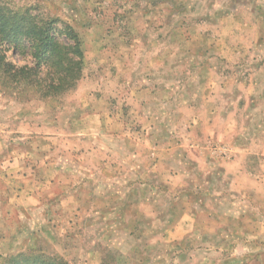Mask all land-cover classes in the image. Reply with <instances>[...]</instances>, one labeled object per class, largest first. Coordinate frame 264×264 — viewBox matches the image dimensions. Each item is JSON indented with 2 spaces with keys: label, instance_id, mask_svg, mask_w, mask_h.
Instances as JSON below:
<instances>
[{
  "label": "rangeland",
  "instance_id": "obj_1",
  "mask_svg": "<svg viewBox=\"0 0 264 264\" xmlns=\"http://www.w3.org/2000/svg\"><path fill=\"white\" fill-rule=\"evenodd\" d=\"M0 2L68 22L80 34L85 54L82 80L61 98L44 99L24 86L4 85L0 72V169L19 174L29 193L19 201L11 188L0 196V263L32 251L58 254L68 264L242 263L245 258L237 248L230 263L216 251L221 242L179 243L173 227L147 226L145 218L130 220L131 215L151 211L144 206L129 211L125 186L114 182L110 173L102 177L99 170L107 172L110 164L106 159L102 170L103 155L111 162L116 155L114 160H122L126 175L128 164L122 157L129 150L138 157L143 154L139 162L136 158V165L143 168L158 159V152H164L168 163L180 162L181 170L186 155L195 158L189 150L201 156L212 153L225 162L237 157L244 141L234 137L210 138L201 144L190 136L188 141L181 127V107L189 99L190 107L202 115L200 109L229 112L225 108L232 103L237 128L244 118L264 120V110L254 111L264 107V0ZM10 55L8 61L23 65L20 56ZM247 105L254 109L242 117ZM187 116L193 119L191 112ZM187 116L186 125L191 123ZM167 141L173 144L154 148L155 142ZM174 155L175 161L170 160ZM164 163L161 160L160 170ZM195 164L197 160L190 162V168ZM174 165L168 167L177 169ZM258 166L264 170V160ZM69 169L73 174L65 175ZM172 176L167 181L177 184L179 179ZM182 184L180 180L178 185ZM33 190L40 204L32 199ZM222 190L216 192L222 195ZM158 208H165L163 202ZM152 213L157 217L150 219L157 220L158 212ZM130 229L139 234L147 229L149 236L135 239ZM199 245L204 247L200 253L194 249ZM183 247L189 251L179 254Z\"/></svg>",
  "mask_w": 264,
  "mask_h": 264
},
{
  "label": "crops",
  "instance_id": "obj_2",
  "mask_svg": "<svg viewBox=\"0 0 264 264\" xmlns=\"http://www.w3.org/2000/svg\"><path fill=\"white\" fill-rule=\"evenodd\" d=\"M168 94L170 98L173 97L170 92ZM157 96H159V92ZM160 97L165 98L162 94ZM190 103L192 101L188 99L186 103H182L181 107V127L186 131V134L183 133L184 137H187L189 141L190 136H192L193 141H199L201 144L210 138H213L210 141L214 139L226 140L231 137H234L236 141L243 140L244 142L239 147L237 157L229 162H225L215 158L212 153H208V156L203 155V157L200 153L198 154L196 151L189 150L190 155L195 158L186 155L187 157L183 159L186 166L184 170H181L178 168V165L181 164L180 162H178L179 164L175 162L177 165H174V162L168 163L167 158L163 156L164 152H161L160 155L158 152V159H153L150 165L146 166L149 168H143V166L136 165L138 155L129 150L127 155L122 157L123 160H127L125 162L128 164L126 175L122 174L125 170L119 164L122 160L119 157L114 160L116 155H113L112 162L111 159L103 155L100 159H103L102 170L106 168L108 162L110 164H108V171L103 172L99 170V175L107 178L109 175L106 174L110 173L111 178L115 179L114 182L125 186L123 188H125L127 194V209L129 211L141 209V206L148 207L149 211H151L148 215H131L130 220L145 218L144 225L147 226L157 224L166 227V230L173 227V229H177L178 231L179 243H188L189 241L204 242L205 239L206 241L216 240L217 242H221V246H216V251L219 250L225 257H229L230 263L234 262L231 258H234L236 253L234 249L237 248V251L241 252V255L245 258L240 264H244V262L246 264L247 262H251V264H264V170L258 166L264 160V120L244 118L242 125L237 128L233 126L232 103L228 108H225L229 112L217 113L213 108L212 110L200 109V111H204L202 115H198L199 110L197 112L192 109ZM160 104L163 106L165 102H160ZM167 105H169L168 102ZM154 106L158 105L153 103L152 107ZM252 109L254 108L249 105L244 107L242 117ZM255 109L256 113L262 112L264 107L262 105ZM190 112L193 115V119L187 116ZM203 115L205 116L203 117ZM186 116L191 120V123L188 125L184 122ZM179 126H177L178 129ZM254 126L260 129V132H257ZM167 129L168 127L165 130ZM160 130H164V128ZM254 137L258 138L254 140ZM167 143L173 144L170 141L165 143L155 142L154 148H160ZM202 147H205V145L203 144ZM149 150L151 152L152 148ZM144 153L146 152L144 151ZM142 156L143 154H139L138 162ZM171 158L170 160L175 161L174 159L177 158V155ZM106 159L109 161L105 162ZM161 160H166L163 170H160ZM195 160L198 161V164H195L194 169H192L190 168V162H194ZM251 160H254L255 164L253 166L249 165ZM20 163L18 162L17 164ZM169 164H173L177 169L169 168ZM17 166L20 167V165ZM2 170L0 169V196L4 197L5 191H10L11 188L12 192H10L12 195L13 193L15 194L17 201L19 199L24 200V196L29 193H25L26 187L19 181L20 175H10V172ZM67 172L73 174V171L70 169L64 172L65 175ZM172 175L176 179H179L176 180L178 183L180 180H183L184 184L179 186L178 183L173 184L167 181L173 177ZM225 178L226 181H224ZM161 181H165L166 184ZM11 182H15L16 184L10 187L7 184H11ZM167 182L172 185L169 186ZM54 183L57 185L56 181ZM111 186L117 187L114 184ZM232 189L236 191H234L235 194H233V191L231 192ZM221 190L223 196L221 193L216 192ZM137 194L139 196L135 197ZM32 199L38 202L37 204H40V200L35 198V190H33ZM234 199H237L239 204H236ZM160 202H163L165 205V208L162 210L158 208ZM113 210L116 211L117 208L114 206ZM153 210H156L159 214L157 220L150 219L157 217L152 213ZM114 216L116 215L114 214ZM246 228H252L253 232L249 233ZM148 230L146 229L142 234L149 236L147 235ZM142 234L137 233L135 229H130L129 232V235H134L135 239L142 236ZM202 246L199 245L194 249L200 253L204 251V247ZM187 250L189 251L188 247H183V249H178V252L179 254L187 253ZM230 250L231 254L229 253ZM210 251L212 252L213 248H210Z\"/></svg>",
  "mask_w": 264,
  "mask_h": 264
},
{
  "label": "trees",
  "instance_id": "obj_3",
  "mask_svg": "<svg viewBox=\"0 0 264 264\" xmlns=\"http://www.w3.org/2000/svg\"><path fill=\"white\" fill-rule=\"evenodd\" d=\"M20 56L23 65L7 60ZM85 54L80 34L59 18L10 9L0 2V72L2 84L24 86L41 98H61L82 80ZM0 264H68L60 255L20 252Z\"/></svg>",
  "mask_w": 264,
  "mask_h": 264
}]
</instances>
